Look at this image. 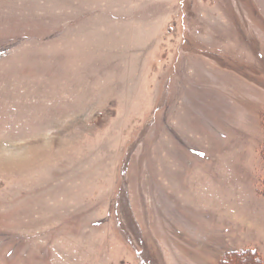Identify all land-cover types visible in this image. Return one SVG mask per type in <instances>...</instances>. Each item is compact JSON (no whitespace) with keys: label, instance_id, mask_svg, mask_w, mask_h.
I'll return each instance as SVG.
<instances>
[{"label":"rangeland","instance_id":"obj_1","mask_svg":"<svg viewBox=\"0 0 264 264\" xmlns=\"http://www.w3.org/2000/svg\"><path fill=\"white\" fill-rule=\"evenodd\" d=\"M263 107L264 0H0V264L264 258Z\"/></svg>","mask_w":264,"mask_h":264},{"label":"trees","instance_id":"obj_2","mask_svg":"<svg viewBox=\"0 0 264 264\" xmlns=\"http://www.w3.org/2000/svg\"><path fill=\"white\" fill-rule=\"evenodd\" d=\"M260 111H261L260 116H259L260 128L264 129V107ZM259 150H260V154L262 155L264 159V130H263L262 140H261ZM224 254L225 255H223V257L219 261V264H226L228 262L227 260H229V258H232V257H235L236 259L241 258L243 259L242 260L243 262L247 261L248 259H252L249 261H255L257 262V264H264V258L261 256L262 254L250 248H246L244 250L243 249L226 250Z\"/></svg>","mask_w":264,"mask_h":264}]
</instances>
